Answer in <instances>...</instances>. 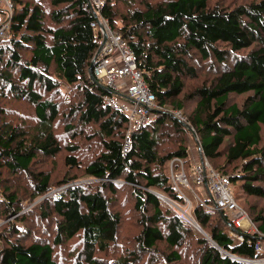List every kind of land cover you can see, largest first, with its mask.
Masks as SVG:
<instances>
[{
	"label": "trees",
	"instance_id": "trees-1",
	"mask_svg": "<svg viewBox=\"0 0 264 264\" xmlns=\"http://www.w3.org/2000/svg\"><path fill=\"white\" fill-rule=\"evenodd\" d=\"M10 1V37L0 39V183L24 177L32 198L46 195L53 180L42 163L61 153V137L77 138L97 124L103 141L84 170L99 180L96 184L64 186L35 206L41 218L54 221L53 240L29 242L32 231L17 228L15 219L0 231V264H59L54 245L79 235L84 241L77 264H107L97 251H107L117 240L123 219L111 198L127 188L141 215L140 250L154 257L165 242L167 264H180L178 248L195 229L153 191L183 199L164 170L168 161L181 158L186 165L190 157L186 123L172 111L188 114L208 159L225 155L226 164H241L234 176L214 168L230 175L249 196L264 198V0L234 6L212 0H105L101 15L134 50L138 69L161 106L148 124L128 135L129 116L105 100L120 92L100 86L89 72L99 47L92 25L96 6L89 0ZM198 61L222 69L207 83L187 88V79L198 75ZM63 82L77 95L66 97L62 108L55 94ZM4 91L7 98L33 107V121L26 125L23 117L9 116ZM233 94L248 95L239 104ZM189 100L195 104L191 110ZM169 141L181 144L163 148ZM78 145H66L68 164L79 166ZM68 182L61 179L60 186ZM6 188L7 206L0 217L11 213L18 218L22 199L16 189ZM192 211L207 235L193 238L197 264H254L237 257L262 255L255 249L257 238L246 233L240 241L230 235L225 211L201 203ZM20 219L28 218L24 213ZM254 222L264 233V216ZM139 259L135 252L124 264Z\"/></svg>",
	"mask_w": 264,
	"mask_h": 264
},
{
	"label": "rangeland",
	"instance_id": "rangeland-1",
	"mask_svg": "<svg viewBox=\"0 0 264 264\" xmlns=\"http://www.w3.org/2000/svg\"><path fill=\"white\" fill-rule=\"evenodd\" d=\"M251 0H212V3H218L222 6H234L239 3H246ZM12 3L10 0H0V23H6L8 26V22H10L12 16H13V7H11ZM2 23V24H3ZM1 25V24H0ZM7 30V37H10L9 30ZM199 69H198V75L195 78H190L187 79V88H192L196 87L198 85L207 83L215 74L220 71L222 68L216 64L211 65L208 62H199ZM221 68V69H220ZM6 91V90H5ZM4 93V97L7 99V106H8V112L9 116L11 115L12 117H18L21 118V120H24V124H28L30 121H33L34 118V110L33 107L23 101V100H18L14 99L12 97L7 98ZM76 89L70 87L67 85L65 82H63L60 85V88L58 92L55 94V100L59 102L61 107L63 108L64 103L66 101V97L70 98L72 95L75 98L77 95ZM248 94H243V95H237L233 94L232 95V101L233 102H238L241 104L247 97ZM125 97L119 96L118 99H124ZM195 104L193 101L189 100L187 101V108L188 110H191ZM61 108V109H62ZM187 118V122L189 123L188 117L186 114H183ZM133 129V123H129L128 131L125 132L127 135L129 134V131ZM99 127L97 124H90L89 126L85 127V133L84 135H80L77 138L69 136H65V138L60 139L61 144L63 146V150L61 151L60 154L56 155L53 158H45V162L42 163L43 167H45L47 170L49 169L51 171V176L53 180V186L52 189L43 196H39L37 198H32L30 195L31 193V186L30 183L27 181V179L19 178L15 179L12 178V180L5 181L4 183H0V212H3V209L7 204L4 202L5 200V193L4 190L6 187H9L11 189H16L17 193H19V197L22 199L21 200V212L23 213L21 216L18 218L16 217L17 215L9 214L7 217L4 216V214L0 217V231L3 229L7 228L9 224H12L16 221V225L18 226L17 228L22 229L29 233L32 231V236H30V240L34 241L35 238H45L47 241L51 242L54 238V221L53 220H44L43 218L40 217V214L35 210L36 205H38L43 199L46 197L51 196L54 194L56 191L62 189L64 186L67 185H77L81 184L84 186H93L94 184L97 183L96 178L87 176L84 172L86 164H88L91 160V158L96 157L102 149V141H103V135L102 133H98ZM187 131V136H188V144H189V152H190V157H189V162L183 163V166L181 167V163L178 161H175L172 159L171 161H168L166 165L164 166L165 172L170 176L171 180V185H173L172 182V171L174 173H180L184 171L187 173L189 179H190V187L191 188H186L184 186H179L180 191H183V193L189 198L190 202L192 204L191 208H187L189 212H191V216L193 219H195L194 213H193V208L196 204L200 203V200L196 197V195L202 197V199H206L208 196V193L205 188H203L200 185H197L193 181V175H194V168L193 164L197 163L200 161L201 155L199 151V143H198V138L193 136L188 129ZM96 133V137H93V134ZM78 142V147L79 151L76 152L78 153V159L80 163H77V165H72L68 164L66 162V156L70 154L68 148L66 149V145L74 142ZM181 143L174 142V141H169L166 145L163 146V148L166 147H171L175 145V148H177ZM126 147H129V140H126ZM98 152V153H97ZM73 153V152H71ZM97 153V154H96ZM74 154V153H73ZM226 156L222 155L219 157L217 160H210L211 164H213L215 167H217L219 170H227L230 173L234 174L238 173L240 171L241 164L240 162H233L231 164H226ZM225 166V168H223ZM216 168V169H217ZM217 169V170H218ZM218 170V171H219ZM231 174V175H232ZM68 178L70 182L68 184L60 186V180ZM174 187V185H173ZM143 189H148L145 187H141ZM175 188V187H174ZM8 190V188H6ZM153 190V189H152ZM25 191V193H24ZM158 193H162V195L166 199H162L168 204V206L177 214V210L175 207L171 204V202H174L178 206H186L184 203H187V200L181 199L177 200L173 196H169L168 194L163 193L164 191L161 190H153ZM178 192V190H176ZM232 191L233 195L240 205L242 209H244L248 215V220L243 223L242 228H244L247 232L253 233V231H256L257 224L260 223V220L258 223L254 222V219L257 216H264V198L260 197H255V196H249L244 192L242 187L240 186V183H234L232 185ZM178 192V194H179ZM112 200H115V203H113V208L117 210L123 219L121 227L119 229V235L117 237V240L111 244V246L107 249V251H97V257L99 259H102L105 261L107 264H124L126 263L125 261H129L128 259L132 257L133 253L135 252H140V259L138 261H133L131 264H167L166 258H164L165 253H169L168 246H166L165 242H161L159 244V249L162 252H157L154 253L155 256L152 257L150 254H147L146 252H142L140 250V245L138 241V236L142 230V224H141V215L139 212L134 208V196L132 194V190L130 188L127 189H122L118 192V196L116 198L113 197L111 198ZM171 200V202H170ZM185 208V207H183ZM26 215L28 218L26 222H23L20 217L23 215ZM20 214V213H19ZM181 217V216H180ZM181 219L192 225L195 229L192 230V233H188V237L190 236L191 238H186L185 241L183 242L182 246L178 248L180 252L183 254V258L180 264H197V259H198V251L196 248V244L193 240L195 236L198 235H206L205 231L201 227L202 231L197 228V226H200L197 222H191L188 219H185L181 217ZM196 221V219H195ZM250 234V233H249ZM207 236V235H206ZM83 236H76L72 238L71 240L65 242L62 245H54L55 249V260L59 264H77L81 257V251L83 249ZM189 241V242H188ZM2 243L0 241V247ZM142 252V253H141ZM153 252V251H152ZM165 252V253H164ZM178 264V263H177Z\"/></svg>",
	"mask_w": 264,
	"mask_h": 264
},
{
	"label": "built area",
	"instance_id": "built-area-1",
	"mask_svg": "<svg viewBox=\"0 0 264 264\" xmlns=\"http://www.w3.org/2000/svg\"><path fill=\"white\" fill-rule=\"evenodd\" d=\"M89 2L96 6V20L92 25L97 30L96 41L99 43L98 50L93 57L94 75L99 81L106 84L107 87L113 91L120 92V95L105 98V100L114 107L124 111L129 116L130 122L133 123V129L144 126L151 121L154 116V111L157 109L160 110L161 106L157 103L155 94L149 90L142 72L138 69L134 50L127 41L122 38L120 33L113 30L109 19L101 15L100 8L105 0H89ZM11 7L13 6L11 5ZM2 23H0V39H4L8 36L6 28H8V30L10 28L9 22L8 26L6 23ZM119 96L125 98L121 100L118 99ZM172 113L179 121L186 123L187 129L193 136L198 137L195 128L187 122V118L180 111H172ZM199 151L201 158L200 161L193 166V181L195 184L207 190L210 196L208 199H211L212 203L207 202V198L203 200L202 197L198 195H196V197L200 200L202 205L219 211H225L229 214V233L234 238L244 241L245 234L250 233L253 238L258 239L255 249L263 253V255L250 259L237 257L238 259L254 264H264V233L258 227L253 233L247 232L242 228L243 224H241V221L243 219L247 221L248 215L246 211L240 207L233 195V183L230 175L221 173L214 168L208 157L204 154L200 144ZM174 160L180 163L183 161L181 158H175ZM181 164L182 167L183 163ZM171 178L178 192L180 190L179 186L191 188L190 179L184 169L178 174L172 171ZM179 195L187 200V203H184L186 206H183L185 208L176 205L174 202H171V200L170 202L181 217L192 221L193 217L191 216V212L187 209L188 207L191 208L192 204L189 203L190 200L183 191H180ZM239 229L241 230L239 231Z\"/></svg>",
	"mask_w": 264,
	"mask_h": 264
},
{
	"label": "water",
	"instance_id": "water-1",
	"mask_svg": "<svg viewBox=\"0 0 264 264\" xmlns=\"http://www.w3.org/2000/svg\"><path fill=\"white\" fill-rule=\"evenodd\" d=\"M93 67H94V62H92L91 66H90V68H89L90 75H91V77L94 79V81H95L96 83H98L100 86L110 89L109 87H107L106 85H104L101 81H99V80L96 78V76L94 75V72H93ZM110 90H112V89H110ZM156 194H158V193H156ZM158 195L161 196V197H164L162 194H158ZM197 228H198L199 230H202V229H201V226H197Z\"/></svg>",
	"mask_w": 264,
	"mask_h": 264
},
{
	"label": "bare ground",
	"instance_id": "bare-ground-1",
	"mask_svg": "<svg viewBox=\"0 0 264 264\" xmlns=\"http://www.w3.org/2000/svg\"><path fill=\"white\" fill-rule=\"evenodd\" d=\"M162 198H163V199H166L165 197H162ZM245 221H246V220H245V219H243V220L241 221V224L245 223ZM191 222H193V223H194V222H196V221H195V219H193ZM242 222H243V223H242ZM201 231H202V230H201Z\"/></svg>",
	"mask_w": 264,
	"mask_h": 264
},
{
	"label": "crops",
	"instance_id": "crops-1",
	"mask_svg": "<svg viewBox=\"0 0 264 264\" xmlns=\"http://www.w3.org/2000/svg\"><path fill=\"white\" fill-rule=\"evenodd\" d=\"M193 165H194V164H193ZM203 188H204V187H203ZM206 191H207V190H206ZM207 193H208V192H207ZM206 198H207V199L210 198L209 194H208V196H207ZM262 255H263V253H262Z\"/></svg>",
	"mask_w": 264,
	"mask_h": 264
}]
</instances>
